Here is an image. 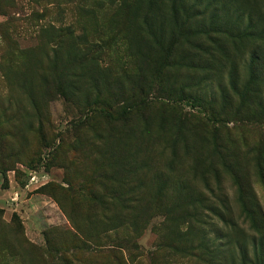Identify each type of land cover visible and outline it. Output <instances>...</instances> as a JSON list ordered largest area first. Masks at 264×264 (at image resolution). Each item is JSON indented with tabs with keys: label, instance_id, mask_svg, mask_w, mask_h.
I'll return each mask as SVG.
<instances>
[{
	"label": "rangeland",
	"instance_id": "rangeland-1",
	"mask_svg": "<svg viewBox=\"0 0 264 264\" xmlns=\"http://www.w3.org/2000/svg\"><path fill=\"white\" fill-rule=\"evenodd\" d=\"M129 188L132 228L96 200ZM72 239L117 256L93 264H264V0H0V264Z\"/></svg>",
	"mask_w": 264,
	"mask_h": 264
},
{
	"label": "trees",
	"instance_id": "trees-1",
	"mask_svg": "<svg viewBox=\"0 0 264 264\" xmlns=\"http://www.w3.org/2000/svg\"><path fill=\"white\" fill-rule=\"evenodd\" d=\"M53 85L56 91H61V74H56L54 76ZM63 86L67 87L69 91H71L72 89H76V85L74 86L73 84L71 85L63 84ZM104 113H107V115H105ZM92 114L102 115L106 119H111V120L114 119L112 116V109L110 108L107 102L98 104V107H96V109L92 112ZM109 199H110L109 201H105L104 198H102V196L96 198L97 207H103L104 209H110L116 204L121 205L128 219V222L126 224L129 225L131 228L137 227L138 225L136 223L137 212L141 210V206H142V198L138 196L137 191L132 188H129L125 192L124 195H119V196L115 194V191H113V195L109 197ZM133 229H136V228H133ZM138 230L139 229L137 228V230L135 231H138ZM73 242H74L73 239L72 241L68 240L66 243V247L64 249H61V258L59 259L61 260V264H93V262L96 261V259L106 260L111 255H114V258L117 259V256L113 253V251L102 250L101 249L102 246L100 242H98V240L91 242L95 246L94 249L90 248L85 243L75 244ZM126 248L128 250L132 249V247H129V246H126ZM135 248H136V251L140 249V247L138 246H136ZM241 251H242V255L245 258V260L248 261L250 259L248 249L243 247L241 248ZM79 252L81 253L88 252L91 255L92 259L89 260L87 263H84V261H82L77 256ZM145 256H147L150 259V262L154 258V254L151 252L150 253L144 252L143 254L142 252H140L137 256H135V258L145 257ZM131 257H132V260L129 261L130 264L140 263L139 260H137L138 258L135 260L133 254H131ZM121 264H125V263L121 262Z\"/></svg>",
	"mask_w": 264,
	"mask_h": 264
}]
</instances>
